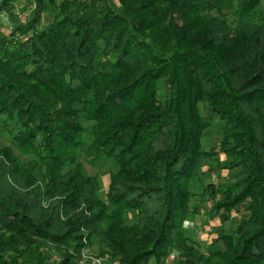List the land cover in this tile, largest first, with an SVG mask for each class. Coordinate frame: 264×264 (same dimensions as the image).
I'll use <instances>...</instances> for the list:
<instances>
[{"label": "trees", "instance_id": "16d2710c", "mask_svg": "<svg viewBox=\"0 0 264 264\" xmlns=\"http://www.w3.org/2000/svg\"><path fill=\"white\" fill-rule=\"evenodd\" d=\"M30 5L0 36V264H47L49 246L72 264L67 250L87 245L118 264L173 251L177 264H264V0ZM216 122L224 161L202 146ZM86 144L89 164H118L105 201L77 160ZM204 162L236 173L201 184ZM208 203L248 215L214 228L223 247L206 254L182 226Z\"/></svg>", "mask_w": 264, "mask_h": 264}, {"label": "rangeland", "instance_id": "374dc122", "mask_svg": "<svg viewBox=\"0 0 264 264\" xmlns=\"http://www.w3.org/2000/svg\"><path fill=\"white\" fill-rule=\"evenodd\" d=\"M1 1V0H0ZM62 0H56V6H58ZM30 0H17L16 6L14 4L11 11H4L0 13V36H8L11 32L12 27L21 23L24 24L29 19V14L31 11ZM54 10L50 9L46 11L42 16L41 26H45L52 21ZM221 136L220 124H216L208 129L202 136V146L203 149L213 157L220 161L225 160L223 153L219 151L218 142ZM4 146H10V136L0 132V148ZM87 144L83 145L79 152L77 153V160L83 165L85 172L88 176H97L100 182V196L102 201H105V193L109 184V179L111 173H115L118 170V164L113 160L101 159L95 164H89L86 159V149ZM15 152V151H14ZM16 153V152H15ZM17 154V153H16ZM18 155V154H17ZM19 158L22 161L27 160V157ZM215 164L211 163L208 165L204 162L201 170V184L207 183H220L228 184L232 181L236 171H228L225 169L215 170ZM209 203L205 205L204 210L200 212L197 216H188L183 222V233L187 237L191 238L194 243L203 251L208 254L217 248H222L221 242L218 241L219 235L214 233L213 228H223L228 227L234 229L237 224L247 217V212L243 207H238L236 211L225 215L221 212L217 216L211 215L209 212ZM136 217L130 215V223H134ZM219 224V225H218ZM86 244L85 241H83ZM63 250V249H62ZM47 258V264L58 263L60 258L58 253L51 247H45L42 249ZM74 250L69 249L67 252L73 255L74 262L72 264H95L96 261L100 264H118L115 259H112L110 255H99L97 253L96 246H85L78 256H74ZM66 252V251H65ZM174 256V261L171 264H177L179 261L180 254L173 251L171 253ZM179 256V257H178ZM36 260V255L32 253L31 256L24 259L25 264H33Z\"/></svg>", "mask_w": 264, "mask_h": 264}, {"label": "built area", "instance_id": "2783aa9c", "mask_svg": "<svg viewBox=\"0 0 264 264\" xmlns=\"http://www.w3.org/2000/svg\"><path fill=\"white\" fill-rule=\"evenodd\" d=\"M174 261V256L169 255L168 258L166 259V264H170ZM95 264H100V262L96 261Z\"/></svg>", "mask_w": 264, "mask_h": 264}, {"label": "crops", "instance_id": "0c3cea01", "mask_svg": "<svg viewBox=\"0 0 264 264\" xmlns=\"http://www.w3.org/2000/svg\"><path fill=\"white\" fill-rule=\"evenodd\" d=\"M15 6H16V2H15ZM232 213H233V212H232ZM225 215H226V214H225ZM218 225H219V224H218ZM214 228H217V227H214ZM214 228H213V229H214Z\"/></svg>", "mask_w": 264, "mask_h": 264}]
</instances>
